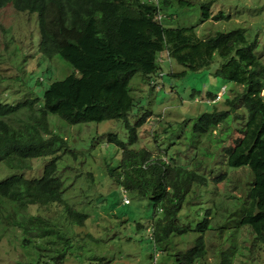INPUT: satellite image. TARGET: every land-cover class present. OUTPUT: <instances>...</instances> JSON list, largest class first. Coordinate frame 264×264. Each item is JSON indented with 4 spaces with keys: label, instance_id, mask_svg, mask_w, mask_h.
Masks as SVG:
<instances>
[{
    "label": "trees",
    "instance_id": "1",
    "mask_svg": "<svg viewBox=\"0 0 264 264\" xmlns=\"http://www.w3.org/2000/svg\"><path fill=\"white\" fill-rule=\"evenodd\" d=\"M169 2L0 0V9L10 4L17 12L36 13L38 53L47 58L58 55L73 67L66 77L52 81L41 97L37 94L12 103L0 102V163L23 169L30 158L50 156L39 177L26 178L15 173L0 180V242L9 228L21 229L20 246L35 255L32 264H64L73 240L72 232L63 229V224L51 216L30 213V206L58 205L72 229L85 228L89 217L85 207L76 209L64 198L65 184L56 174L57 163L70 148L66 137L52 129L49 114L69 125L109 119L128 122V114L135 106L131 79L141 72L155 85L152 77L163 76L157 59L162 51L195 71L210 66L215 55L222 58L214 75L241 85L242 90L225 99V109L203 112L196 118V147L202 136L211 134L218 125H225L226 130L214 148L199 147L186 164L178 163L175 157L168 161L152 157L145 147L127 148L116 133L109 132L106 141L121 148L119 166L108 167L109 176L123 190L146 198L153 205L150 238L161 250H170L174 237L195 233L193 244L174 254L176 264H194L206 258L208 231H215L218 239L217 264H231L237 248L235 233L242 226H248L264 243V62L257 53L256 37L248 38L242 28L200 37L194 26H165L161 11ZM177 3L193 5L187 0ZM200 5V17L207 20L211 3ZM213 17L228 18L223 12ZM215 94L208 91L210 98ZM238 106L244 113L237 111ZM149 114L145 112L134 125L127 123L129 144L138 140L136 127ZM232 129L240 135L230 141ZM217 159L229 169L247 168L251 174L247 201L226 214L222 223L216 222L223 207L221 201L214 200L202 213L194 209L195 202L188 197L195 186L205 189L211 176L215 182L225 176L219 173ZM104 200L102 195L94 199L99 203ZM196 218L199 219L192 225ZM83 233L77 238L86 240L89 236L97 240L86 229ZM44 242L47 247L41 246ZM227 242L229 247L224 248ZM91 255V260H106L105 256Z\"/></svg>",
    "mask_w": 264,
    "mask_h": 264
},
{
    "label": "rangeland",
    "instance_id": "2",
    "mask_svg": "<svg viewBox=\"0 0 264 264\" xmlns=\"http://www.w3.org/2000/svg\"><path fill=\"white\" fill-rule=\"evenodd\" d=\"M187 1L193 5L180 6L177 0H170L163 7L161 13L164 14L165 26H194L200 37L218 30L242 28L248 38L256 37L257 53L264 62V0ZM202 2L211 3L210 16L204 21L200 17ZM219 12L228 18L215 19L213 16ZM0 23V102L12 103L37 94L41 97L52 81L73 72L70 63L60 56L47 58L38 53L36 13L17 12L8 4L0 9ZM157 59L158 69L163 76L152 77L155 85H151L152 79L147 80L141 72L131 79L135 106L128 114V122L109 119L69 125L56 115L49 114L52 129L66 137L70 148L57 163L56 174L61 175L65 184L64 198L76 209L82 206L86 208L89 217L83 229L97 239L89 236L85 237L86 240L77 238L83 233L82 227H69L58 205L30 206V213L51 216L63 224V229L72 232L73 247L68 250L64 264H153L156 252V264H176L174 254L184 252L193 244L195 233L174 237L168 251L154 244L150 238L153 205L146 198H138L135 193L123 190L121 184L108 174V167L118 168L121 148L108 143L107 134L116 133L127 148L145 147L152 157L159 156L166 161L169 157H175L178 163L186 164L192 161L191 157L199 151V147L214 148L215 141L226 130L225 125H218L211 134L202 136L201 144L196 147L199 138L193 131L196 118L203 112L225 109V99L236 95L242 87L214 75L215 68L222 60L218 55H215L210 66L196 71L169 58L166 51L158 53ZM172 72L176 74L173 76ZM208 91L223 94L217 102L208 103ZM147 111L150 114L144 123L136 127L138 140L129 144L127 123L134 125ZM237 111L244 113L240 106ZM231 132L230 141L240 135L236 129ZM198 157H202L200 153ZM49 159L50 156L30 158L25 161L23 169L9 168L0 163V180L15 173H22L26 178L39 177ZM216 163L221 166L219 173H225V178L215 182L211 176L205 189L195 186L188 197L195 202L194 209L202 213L212 206L214 200L221 201L223 207L216 215V222L222 223L226 214L242 201H247L251 174L247 168L229 169L218 159ZM124 194L129 199L127 204L123 202ZM100 195L104 196V202L94 201ZM198 219L192 220V225ZM228 232L229 229L225 236ZM235 234L237 248L231 264H264V243L257 239L250 228L242 226ZM205 238L207 256L194 264H217L219 244L215 231H208ZM21 241V229L9 228L4 232L0 242V264L34 262L35 255L31 250H24L20 246ZM42 245L47 247L46 242ZM228 247L229 242L224 245V248ZM91 254L105 256L106 260H91Z\"/></svg>",
    "mask_w": 264,
    "mask_h": 264
},
{
    "label": "built area",
    "instance_id": "3",
    "mask_svg": "<svg viewBox=\"0 0 264 264\" xmlns=\"http://www.w3.org/2000/svg\"><path fill=\"white\" fill-rule=\"evenodd\" d=\"M223 92H224V89H223ZM222 94L223 93H218L217 92L216 95L213 98H210L209 100H207V102L208 103H215V102H217L220 99V97L222 96ZM123 202L125 204L129 203V199L127 198V196L125 194L123 195ZM156 256H157V254H156ZM156 256L153 259V264H156V261H157V257Z\"/></svg>",
    "mask_w": 264,
    "mask_h": 264
},
{
    "label": "clouds",
    "instance_id": "4",
    "mask_svg": "<svg viewBox=\"0 0 264 264\" xmlns=\"http://www.w3.org/2000/svg\"><path fill=\"white\" fill-rule=\"evenodd\" d=\"M216 95V94H215Z\"/></svg>",
    "mask_w": 264,
    "mask_h": 264
}]
</instances>
